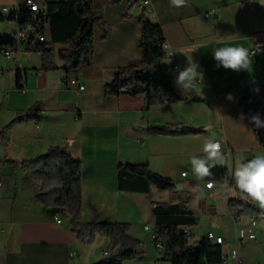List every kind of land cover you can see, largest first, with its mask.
<instances>
[{
	"label": "crops",
	"instance_id": "1",
	"mask_svg": "<svg viewBox=\"0 0 264 264\" xmlns=\"http://www.w3.org/2000/svg\"><path fill=\"white\" fill-rule=\"evenodd\" d=\"M24 1L0 0V13L17 17L0 21V36L18 29ZM151 1L154 11L148 16L164 30L168 54L164 61H170L158 68L176 64L183 69L188 56L204 73V86L190 93L175 86V70L169 74L185 98L180 102L147 106L144 95L105 96L104 86L113 79L114 71L142 55L138 17L143 7L136 0L117 4L94 1L95 11L109 25L111 35L95 42L90 67L67 71V63L57 55L67 44L54 45L57 68L53 70H44L42 55L28 51L22 43L11 57L0 51V264H92L107 251L109 238L98 235L91 244L81 243L71 230L70 216L38 204V184L26 169L11 167L54 146L82 162L81 221H89L94 207L99 219L128 223L129 234L142 241L143 258L124 264H171L163 259V249L155 240L151 209L153 202L178 201L156 187L149 193L121 191L117 182L121 162L146 163L176 183H190L185 206L197 216L198 225L183 229L192 234L193 243L212 231L223 238L226 264H264V218L256 221L235 215L229 200L242 194L234 182L227 186L215 183L209 189L208 181L197 178L190 163L193 155H206L202 149L210 135L220 140L222 151L233 162L264 154L254 125L240 119L243 108L238 99L241 89L264 84V0H187L181 8L173 7L170 0ZM3 8H8L7 14ZM212 11L215 14H209ZM46 34L48 38V29ZM225 44L254 53L248 69L216 67L213 51ZM256 44L260 49H255ZM72 78L85 87L70 85ZM229 93L232 101L226 99ZM34 106L41 109L43 117L8 127L19 111ZM166 124L189 125L202 132L161 135L147 130L150 125ZM240 229L255 233L256 239H239ZM234 249L238 251L236 260L230 257Z\"/></svg>",
	"mask_w": 264,
	"mask_h": 264
},
{
	"label": "trees",
	"instance_id": "2",
	"mask_svg": "<svg viewBox=\"0 0 264 264\" xmlns=\"http://www.w3.org/2000/svg\"><path fill=\"white\" fill-rule=\"evenodd\" d=\"M95 0H44V11L35 18L29 11L21 9L19 23L35 26L40 24L47 36L46 40H32L26 49L42 55L44 70L56 69L55 44H67L57 55L67 63L66 70L93 65L95 42L110 37V27L101 20L94 7ZM117 4L123 0H109ZM140 3L141 0H136ZM17 19L14 14L5 17L0 13V21ZM141 36L138 47L141 58L128 62L114 71L113 79L104 86L105 96H145L147 106L163 103H175L185 100L173 86L169 74L164 68H158L168 58L164 48L166 37L162 26L153 22L146 11L138 17ZM255 49H260L259 44ZM18 43L8 36H0V51L14 52ZM20 80V74L17 75ZM239 103L243 108L245 119L259 113L264 119V84H256L241 89L238 93ZM43 113L38 106L19 111L9 124L12 127L23 120H39ZM147 130L152 134L185 135L198 134L200 128L189 125H150ZM259 145L264 149V128L254 127ZM27 170L30 179L38 184L36 201L46 207H54L66 212L71 219V230L81 243L91 244L98 235L109 238L107 253L102 259L92 264H124L127 260H139L144 256L141 240L129 234L130 225L126 222H109L99 219L94 207L88 222L81 221V187L83 165L62 147H51L47 153L21 163H12L16 169ZM212 176L205 181L224 184L226 167L217 165L211 169ZM118 188L126 192L149 193L151 187L158 190H174L176 182L154 172L146 163L121 162L117 168ZM230 182L231 181L230 179ZM186 203V202H185ZM181 203L153 202L152 213L156 222L155 240L163 249V259L171 264H221L224 254L222 244L212 242L206 235L199 241L192 242L193 236L186 233L184 227L198 225L194 212ZM229 207L237 216H247L253 220H262L264 216L253 201L240 196L229 200Z\"/></svg>",
	"mask_w": 264,
	"mask_h": 264
},
{
	"label": "clouds",
	"instance_id": "3",
	"mask_svg": "<svg viewBox=\"0 0 264 264\" xmlns=\"http://www.w3.org/2000/svg\"><path fill=\"white\" fill-rule=\"evenodd\" d=\"M32 11H39V6L33 3V0H27ZM187 0H170V4L175 8L186 6ZM8 9H3L7 14ZM183 53V50L179 51ZM249 50L243 46H230L225 44L223 47L216 48L213 51V58L216 61V67H223L233 71H240L249 68L250 64ZM187 66L183 69H176L174 77L175 86L184 92H192L200 86H204V73L199 70V64L192 57L187 56ZM170 63V61H163ZM228 101H232V94L226 96ZM245 114H240V119L243 120ZM248 120L255 128H264V119L259 113L251 115ZM208 129H206L207 131ZM203 153L205 156L193 155L190 158L192 171L197 178L204 180L206 177L212 176L211 169L217 165L226 167V175L224 176V184L229 185L230 179L234 182L235 188L242 194V198L251 200L259 206L260 214L264 216V154L256 155L251 159H236L234 162L230 155L226 156L222 151V144L218 138L210 135L203 144ZM213 181L207 182V188L213 187ZM230 191V189H229ZM235 255V253H233Z\"/></svg>",
	"mask_w": 264,
	"mask_h": 264
},
{
	"label": "built area",
	"instance_id": "4",
	"mask_svg": "<svg viewBox=\"0 0 264 264\" xmlns=\"http://www.w3.org/2000/svg\"><path fill=\"white\" fill-rule=\"evenodd\" d=\"M33 3H35L39 6V11L33 12L31 6L27 3V0L24 1L21 9H25L26 11H29L32 14V16L35 18L37 15H39V13L44 11L45 5H44V2L40 3L37 0H33ZM140 3H141V6L143 7V9L146 11L147 14L152 13L154 11V6H153L151 0H141ZM3 9H5V8H3ZM209 14L213 15V14H215V12L212 11ZM44 30L47 31V27H45ZM31 35L34 36V39L36 41L37 40H39V41L46 40V35H45V33H43V28L39 23L33 27L30 25H21L20 24L16 31L8 34V37L12 40H15L18 44L22 43V44L26 45L29 41L32 40ZM164 48L166 50V48H167L166 43L164 44ZM4 53L8 57H11L13 54V52H10V51H5ZM164 69H165L167 74H170L173 70L178 69V65L175 64L173 67H164ZM68 82L70 85L78 86L80 89H83L85 87L84 85L79 84L78 80L75 78L69 79ZM182 175L185 176L186 172H183ZM0 185H1V182H0ZM205 185H207V182ZM56 220L58 222H60V219L58 217L56 218ZM183 230L186 233H189L186 229H183ZM1 232H2V228L0 226V234H1ZM206 237L208 240L215 242V243L223 244V242H224L223 238L221 236L216 235L212 231L207 232ZM238 237L241 240L244 239L245 237H248L251 240L256 239L255 233L250 232L247 234L244 229L239 230ZM106 253H107V251H105V254ZM233 253H235V255H233ZM74 255H75V252H70V256H74ZM230 257L234 260H236L238 258L237 249L232 250ZM226 261H227V259L224 256L223 262L221 264H226Z\"/></svg>",
	"mask_w": 264,
	"mask_h": 264
},
{
	"label": "rangeland",
	"instance_id": "5",
	"mask_svg": "<svg viewBox=\"0 0 264 264\" xmlns=\"http://www.w3.org/2000/svg\"><path fill=\"white\" fill-rule=\"evenodd\" d=\"M183 184H184V189L183 190H180L178 188H175L174 190H166V192H168V194H169L168 198L170 197L169 199L177 200L179 203L184 204L189 199L188 190H190L189 189L190 183L189 182H183ZM159 191H161V190H159ZM162 199H166V198L162 197ZM162 202L166 203V201H164V200Z\"/></svg>",
	"mask_w": 264,
	"mask_h": 264
},
{
	"label": "water",
	"instance_id": "6",
	"mask_svg": "<svg viewBox=\"0 0 264 264\" xmlns=\"http://www.w3.org/2000/svg\"><path fill=\"white\" fill-rule=\"evenodd\" d=\"M176 188H178V189L183 188V184H181V183H177V184H176Z\"/></svg>",
	"mask_w": 264,
	"mask_h": 264
}]
</instances>
